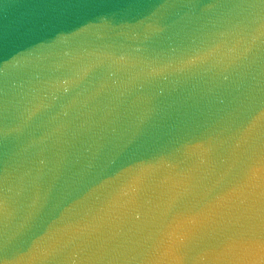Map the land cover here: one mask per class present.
I'll use <instances>...</instances> for the list:
<instances>
[{"label":"water","instance_id":"95a60500","mask_svg":"<svg viewBox=\"0 0 264 264\" xmlns=\"http://www.w3.org/2000/svg\"><path fill=\"white\" fill-rule=\"evenodd\" d=\"M0 264H264V0H0Z\"/></svg>","mask_w":264,"mask_h":264}]
</instances>
